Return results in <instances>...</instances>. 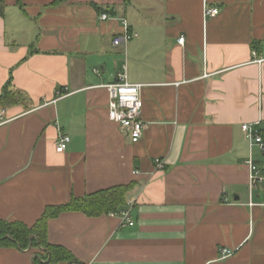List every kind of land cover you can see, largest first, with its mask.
I'll list each match as a JSON object with an SVG mask.
<instances>
[{
	"label": "crops",
	"instance_id": "obj_1",
	"mask_svg": "<svg viewBox=\"0 0 264 264\" xmlns=\"http://www.w3.org/2000/svg\"><path fill=\"white\" fill-rule=\"evenodd\" d=\"M55 1L0 0V96L23 99L0 126V220L32 227L49 206L134 184L132 227L119 213L49 220L72 256L57 264H264V187L246 165L263 153L242 131L264 137V0ZM122 20L138 37L114 46ZM120 74L143 85L135 144L109 119L103 86ZM38 255L0 247V264Z\"/></svg>",
	"mask_w": 264,
	"mask_h": 264
},
{
	"label": "built area",
	"instance_id": "obj_2",
	"mask_svg": "<svg viewBox=\"0 0 264 264\" xmlns=\"http://www.w3.org/2000/svg\"><path fill=\"white\" fill-rule=\"evenodd\" d=\"M206 15L209 17H215L218 15L216 8L206 7ZM101 21H107L108 15H102ZM124 32L117 35L113 40L114 46H120L127 44L133 39L137 38L138 35L134 32L129 31V26L126 20H122ZM179 44L183 45L185 42L184 38L179 39ZM254 57V63L262 64L263 59L257 58L256 52L252 53ZM109 95L108 114L109 119L118 124L122 131L127 133L132 143H138L143 137L145 131V124L141 120V111L143 107V101L141 98V89L143 85L132 84L128 82L126 74H120L115 82L103 86ZM6 110L0 108V126L6 124ZM242 131L245 133L247 139L250 142L251 148H258V150L264 154V137L256 130L252 124L242 125ZM71 139L69 136L61 135L56 145V152L63 154ZM246 165L250 171V187L256 189L259 186L264 187V170H262L258 164L250 158ZM164 168L163 162L159 159L155 160V169L162 170ZM134 205V200L127 201L126 208L119 212L121 217L122 227H132L134 222L131 217V208ZM233 255L232 250H222V258H228Z\"/></svg>",
	"mask_w": 264,
	"mask_h": 264
},
{
	"label": "trees",
	"instance_id": "obj_3",
	"mask_svg": "<svg viewBox=\"0 0 264 264\" xmlns=\"http://www.w3.org/2000/svg\"><path fill=\"white\" fill-rule=\"evenodd\" d=\"M65 0H56L53 4H61ZM3 3L0 2V8ZM23 102L22 94L9 89V85L0 96V108L16 106ZM134 188V184L115 186L98 191L81 198H72L70 202L49 206L42 217L32 227L20 222L0 220V247L17 248L19 250L39 249L38 264L43 260L48 264L71 261V254L60 246L51 245L48 240V222L65 212H80L89 217L119 213L127 205V195Z\"/></svg>",
	"mask_w": 264,
	"mask_h": 264
},
{
	"label": "rangeland",
	"instance_id": "obj_4",
	"mask_svg": "<svg viewBox=\"0 0 264 264\" xmlns=\"http://www.w3.org/2000/svg\"><path fill=\"white\" fill-rule=\"evenodd\" d=\"M258 157L260 158V163H262L261 164V168L263 167L264 168V156H263V154L261 155V154H258Z\"/></svg>",
	"mask_w": 264,
	"mask_h": 264
}]
</instances>
